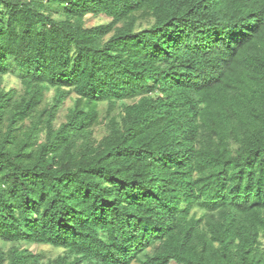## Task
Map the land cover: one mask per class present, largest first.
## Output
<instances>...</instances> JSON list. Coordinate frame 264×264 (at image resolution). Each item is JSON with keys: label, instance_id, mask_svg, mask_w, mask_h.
Segmentation results:
<instances>
[{"label": "trees", "instance_id": "trees-1", "mask_svg": "<svg viewBox=\"0 0 264 264\" xmlns=\"http://www.w3.org/2000/svg\"><path fill=\"white\" fill-rule=\"evenodd\" d=\"M13 64L0 264H44L21 244L62 249L48 264H264V0H0V79Z\"/></svg>", "mask_w": 264, "mask_h": 264}, {"label": "rangeland", "instance_id": "rangeland-1", "mask_svg": "<svg viewBox=\"0 0 264 264\" xmlns=\"http://www.w3.org/2000/svg\"><path fill=\"white\" fill-rule=\"evenodd\" d=\"M46 12L50 14L56 21H62L64 20L65 16L63 13V10L59 6L54 7H47ZM110 22V19L106 18L105 16H99V17H92L87 16L85 18V24L87 27H94L98 25H106ZM145 28L148 26V21H140L139 27ZM0 90H4L6 92H9L11 90H15L17 92V96H21L24 93V87L21 82V71L13 64L10 70V73L6 74L3 78L0 79ZM56 91L50 90L44 99V102L42 106L40 107V110L46 109L51 103L55 96ZM75 100V96L71 95L70 97H67L65 106L62 107L61 111L59 112L57 116V120L55 122L56 127L60 126L66 118V115L68 114V110L73 106V101ZM131 102V101H130ZM107 104L102 103L98 105V112L100 121L99 123L93 127L92 130V140H94L96 143H99L102 141V139L108 134V114H107ZM121 109L117 108L112 112V115L116 116L120 114ZM25 127L30 126V121L27 120L24 123ZM44 140V134L41 135V141ZM13 245H4L0 242V249L4 251H8L10 248H12ZM20 247L25 248L28 247L30 251H32L34 254L39 255L43 261L44 264H48L61 255H63L62 249H56L48 245H32V246H25L24 244H21Z\"/></svg>", "mask_w": 264, "mask_h": 264}]
</instances>
